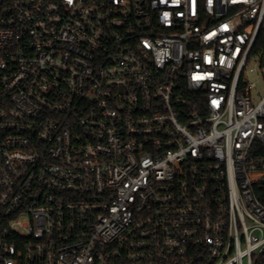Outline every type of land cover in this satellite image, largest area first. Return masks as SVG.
<instances>
[{
  "label": "built area",
  "instance_id": "1",
  "mask_svg": "<svg viewBox=\"0 0 264 264\" xmlns=\"http://www.w3.org/2000/svg\"><path fill=\"white\" fill-rule=\"evenodd\" d=\"M264 0H0V264H264Z\"/></svg>",
  "mask_w": 264,
  "mask_h": 264
},
{
  "label": "rangeland",
  "instance_id": "2",
  "mask_svg": "<svg viewBox=\"0 0 264 264\" xmlns=\"http://www.w3.org/2000/svg\"><path fill=\"white\" fill-rule=\"evenodd\" d=\"M247 79L250 83L257 85L253 90V97H257L258 94L264 95V72L260 69V66L256 61H252L248 66Z\"/></svg>",
  "mask_w": 264,
  "mask_h": 264
}]
</instances>
